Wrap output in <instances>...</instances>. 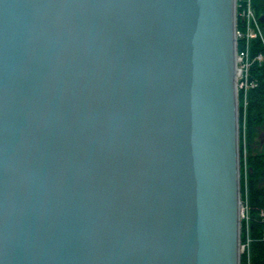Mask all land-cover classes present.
<instances>
[{"label":"water","instance_id":"water-1","mask_svg":"<svg viewBox=\"0 0 264 264\" xmlns=\"http://www.w3.org/2000/svg\"><path fill=\"white\" fill-rule=\"evenodd\" d=\"M236 7L0 0V264H241Z\"/></svg>","mask_w":264,"mask_h":264},{"label":"trees","instance_id":"trees-1","mask_svg":"<svg viewBox=\"0 0 264 264\" xmlns=\"http://www.w3.org/2000/svg\"><path fill=\"white\" fill-rule=\"evenodd\" d=\"M254 7L257 15L262 16L264 27V0H254ZM244 49L245 44L240 41L239 50ZM249 52L253 60L249 76L253 82L248 91V104L244 106L242 98L241 105L242 139L245 141L242 142V157L246 167L242 190L248 201L249 218L244 223L242 236L245 243L250 240L251 264H264V143L259 142L255 147L264 130V40H252Z\"/></svg>","mask_w":264,"mask_h":264},{"label":"rangeland","instance_id":"rangeland-1","mask_svg":"<svg viewBox=\"0 0 264 264\" xmlns=\"http://www.w3.org/2000/svg\"><path fill=\"white\" fill-rule=\"evenodd\" d=\"M249 8L252 12L255 13V17L253 18L251 16V13L249 11ZM262 16H258L257 15V11L256 8L254 7V0H237V38H238V51L239 54H241L243 51H245L246 53L244 54V58H242L239 54H238V65L241 68V72L238 76V91H239V105H240V113L242 115V98H243V102H244V106H246V104H248V91L249 88L251 86V83L253 81L250 80V76H249V69L251 66V63H253V60L250 56V46H251V42L254 39H258L261 38L264 40V27L262 25ZM239 24L241 25V27H239ZM252 32H256L257 36L255 37H251L252 36ZM251 37V38H250ZM242 41L245 44L246 49L240 51L239 50V42ZM244 83V84H242ZM243 96V97H242ZM241 123V120H240ZM243 138H244V134H243ZM258 143H255V147L258 146L259 142L261 144L264 143V130H261L260 136L258 138ZM242 142L243 144L245 143V141H243L242 139V129L240 127V154H241V163H240V173H241V184H242V179H243V170L245 172V165H244V161H243V157H242ZM242 199L244 201V209H243V213H242V231L244 228V223H246L245 221L248 220L249 215H248V201L246 196H244L243 194V190H242ZM242 244H243V248H242V252H241V264H243V258L245 257V264H251V252H250V240L247 241V243H245L243 241V236H242Z\"/></svg>","mask_w":264,"mask_h":264},{"label":"built area","instance_id":"built-area-1","mask_svg":"<svg viewBox=\"0 0 264 264\" xmlns=\"http://www.w3.org/2000/svg\"><path fill=\"white\" fill-rule=\"evenodd\" d=\"M249 11H250V13H251V16L253 17V18H256L255 17V13L254 12H252L251 10H250V8H249ZM255 36H257V33L256 32H252V36L251 37H255ZM250 37V38H251ZM246 52L245 51H243L241 54H239L242 58H244V54H245ZM259 58L260 59H262V56L260 55L259 56ZM240 72H241V70H240ZM242 73V72H241ZM242 84H244V83H242Z\"/></svg>","mask_w":264,"mask_h":264},{"label":"bare ground","instance_id":"bare-ground-1","mask_svg":"<svg viewBox=\"0 0 264 264\" xmlns=\"http://www.w3.org/2000/svg\"><path fill=\"white\" fill-rule=\"evenodd\" d=\"M236 15H237V7H236ZM239 67V66H238ZM241 68L239 67L238 68V70H237V81H238V79H239V77L240 76H238L239 74H240V72H239V70H240ZM237 97H238V99H239V91L237 90ZM240 127H241V124H240ZM243 205V204H242Z\"/></svg>","mask_w":264,"mask_h":264}]
</instances>
